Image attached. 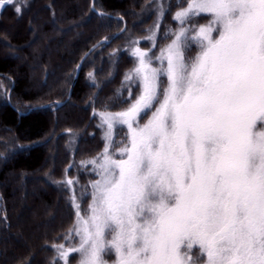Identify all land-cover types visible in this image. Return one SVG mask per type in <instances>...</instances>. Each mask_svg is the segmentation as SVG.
Masks as SVG:
<instances>
[{
  "label": "snow or ice",
  "instance_id": "snow-or-ice-1",
  "mask_svg": "<svg viewBox=\"0 0 264 264\" xmlns=\"http://www.w3.org/2000/svg\"><path fill=\"white\" fill-rule=\"evenodd\" d=\"M177 8L159 55L134 49L127 107L98 114L105 146L83 165L96 178L76 239L56 246L65 264H264V0Z\"/></svg>",
  "mask_w": 264,
  "mask_h": 264
},
{
  "label": "trees",
  "instance_id": "trees-1",
  "mask_svg": "<svg viewBox=\"0 0 264 264\" xmlns=\"http://www.w3.org/2000/svg\"><path fill=\"white\" fill-rule=\"evenodd\" d=\"M17 1L0 10V264H53V243L75 217L61 181L96 178L83 165L103 146L98 114L127 107L134 57L126 41L149 36L158 2L95 0L99 16L92 0ZM163 1L155 52L181 3ZM102 40L70 92L82 57ZM114 132L119 147L127 131Z\"/></svg>",
  "mask_w": 264,
  "mask_h": 264
},
{
  "label": "rangeland",
  "instance_id": "rangeland-1",
  "mask_svg": "<svg viewBox=\"0 0 264 264\" xmlns=\"http://www.w3.org/2000/svg\"><path fill=\"white\" fill-rule=\"evenodd\" d=\"M16 2H19V1L13 0L12 4L15 5ZM157 2H158V6H157V12H158L157 20L155 21V25L153 27H151V29L149 30V36L147 38H144V39H139V38H132V35H130L128 37L127 41H126V44H127L126 49L128 50V52L130 54H132V56H133V51H134L135 48H139L142 51L148 52L149 55H159L160 50L165 48L168 44L171 43V41L173 39V37L171 36V33L173 31H175L179 27L178 22L173 18L175 13H176L175 12V13L172 14L171 20L168 23V29H170V33L166 36V37H168V39L167 40L165 39V41L162 43V48L158 52H155L156 43H157V40H158V31L160 30V26H161L160 25V21H161V18H162L161 10L163 9V11H165V9H166V7H163V5H165V2L163 0H156V3ZM7 5L8 4H5L3 7H5ZM3 7H0V10H2ZM16 7H19V5L16 6ZM196 19H198V20H196L194 24H196V23L204 24V23H206V20H207L206 17H197ZM215 35H216V33H213L214 37H215ZM141 44H144L145 47H141ZM195 54H196V48H195V45H193L192 50L189 51L186 55L187 56H194ZM134 60H135V57H134ZM155 63L156 62L154 61V64ZM137 88H138V85H137ZM9 96H10V93H9ZM99 120H100V122H99V125H100L101 124L100 117H99ZM141 122H143V121H141ZM99 130H100V133H101L102 138H103V140H102V142H103L102 149L97 155H95L91 159L86 160L85 163L87 161L92 160L95 157H97L104 150V146H105L104 128L99 127ZM126 131H127V129H126ZM115 140H116L115 139V132L113 131V143H115ZM74 142H75V136L72 134L71 143L73 144ZM84 168H85V170L90 168V173L93 171V168H92L91 164H88L87 167H83V171H84ZM45 180H48L46 176H45ZM65 180H72L74 183L72 185H67V184L64 183ZM76 181H78V183H76ZM61 182H62V184L65 185L64 187L66 188V190H68V192H70V197H71V199L73 201L72 202L73 207H74V204L77 201H79L80 202V208H81V214H84V212L87 210L88 203L90 201H89V198H88V201H87L86 197H85L84 198L85 203L83 205V200H80V192H81L82 189H85V187H87L88 191H90V187H89L90 181L87 180L86 184L83 185L82 182H81V178L79 179L77 176L76 177L73 176L72 178L67 177ZM72 189L75 190V193H76L75 198L72 195V191H71ZM74 216L75 217H74V220H73L71 226L60 236V238H58V241L56 243H53L54 246H52V249H53L54 259H55V261H53V264H65L64 260L60 258V255H59V253L57 251V247L56 246L63 244L65 247H69V245L71 243H73L74 240L76 239L75 237H73L71 240L65 239L66 237L69 236L70 229H72L74 224L76 223L77 214H76V208L75 207H74ZM76 258H77V254L73 253L71 256L68 257V264H76ZM105 259L109 262V264H112V261L115 259V256L114 255H109V256H106Z\"/></svg>",
  "mask_w": 264,
  "mask_h": 264
},
{
  "label": "water",
  "instance_id": "water-1",
  "mask_svg": "<svg viewBox=\"0 0 264 264\" xmlns=\"http://www.w3.org/2000/svg\"><path fill=\"white\" fill-rule=\"evenodd\" d=\"M94 2H95V0H92V3H91V8H92V10H93L97 15H99V16L104 15V13L95 10ZM124 30H125V28H124L119 34H122V33L124 32ZM105 42H107V41H106V40H102V41L96 43V44H95L94 46H92V47L87 51V53L82 57L81 61L79 62L78 66H77V69H76V70H77V71H76V75H75V78H74L73 84H72V86H71L70 92H71L72 89L74 88V85H75V83H76V81H77V79H78V77H79V75H80L81 68H82V65H83L84 61L89 57V55H90L92 52H94L99 46H101V45H102L103 43H105ZM63 104H64V103H60V104L58 105V107L63 106ZM30 112H31V111H30ZM20 115L24 116L25 114H22V113H21Z\"/></svg>",
  "mask_w": 264,
  "mask_h": 264
}]
</instances>
